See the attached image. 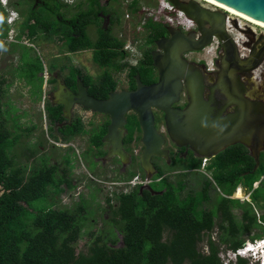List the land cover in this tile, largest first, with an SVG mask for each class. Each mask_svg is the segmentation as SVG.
I'll list each match as a JSON object with an SVG mask.
<instances>
[{
  "label": "trees",
  "instance_id": "16d2710c",
  "mask_svg": "<svg viewBox=\"0 0 264 264\" xmlns=\"http://www.w3.org/2000/svg\"><path fill=\"white\" fill-rule=\"evenodd\" d=\"M128 10L138 12L139 0H132ZM117 18L120 23V14ZM167 25L168 22L149 19L145 24L149 30L148 43L155 45V41L167 33ZM40 26L45 28L46 24ZM124 45L123 40L102 28L95 40L85 32L70 38L61 51L92 50L94 62L103 69L97 77L62 61L52 60L45 67L37 52L33 61H23L24 69L38 76L41 87L43 73L48 69L52 74L48 83H57L53 74L59 71L73 91H77V80L81 78L91 95L106 98L118 86L112 70L127 69L131 88L135 87L136 75H140L144 83L156 77L152 49L145 50L140 62L132 66L126 59L128 52ZM45 110L51 125L66 119L62 105L49 102ZM7 112L1 110L0 102V264H223L220 244L236 250L243 245V236L250 235L255 228L260 232L252 239L264 236V151L259 167L252 172L255 159L249 149L240 144L227 147L210 160L206 168L212 172V177L207 176L200 183L196 181L200 185L198 190L192 188L184 193L186 179L173 181L165 170L159 169L154 178L161 179L150 184L152 190L141 191L136 187L129 192L121 191L115 196L116 206L112 205V198L107 197L111 208L110 228L100 230L86 252H77L76 243L84 234L86 201L81 198L74 207H56V196L64 191L63 185L72 189V180L65 172L60 173L55 164L33 167L30 171L18 164L12 150L21 134H15L3 119ZM82 126L78 118L62 131L73 137L83 132ZM12 127L18 129L20 125L14 122ZM137 130H140L139 122L132 115L126 144L133 142ZM105 132L106 125L91 142L100 146ZM182 161L175 159L169 168H175ZM185 163L184 167L191 169L190 174L201 172L202 158L188 159ZM189 172L181 175L185 177ZM239 186L249 194L250 200L238 199L245 197L243 190L237 189ZM213 189L222 193L212 198ZM234 193L237 198L231 197ZM39 200L51 203L47 208L38 207L35 202ZM234 208L241 209L239 217ZM216 227L220 231L217 240L212 235ZM116 229L122 235L121 246H116L119 239ZM201 242L206 243L207 251L199 248ZM248 263L243 257L236 261V264Z\"/></svg>",
  "mask_w": 264,
  "mask_h": 264
},
{
  "label": "water",
  "instance_id": "95a60500",
  "mask_svg": "<svg viewBox=\"0 0 264 264\" xmlns=\"http://www.w3.org/2000/svg\"><path fill=\"white\" fill-rule=\"evenodd\" d=\"M168 1L196 24L197 31L185 32L180 27L167 26L168 36L157 39L156 49L151 51L157 81L145 84L140 75H136L135 89L111 91L107 98H97L89 93L81 78H78L77 92H74L57 71L58 86L53 91V104L63 105V115L69 121L76 105L109 115L111 122L102 139L110 144L107 158L118 155L123 162L129 161V155L123 148L125 115L134 111L144 145L141 166L149 176L155 173L152 156L169 157L168 151L162 149L165 140L155 126L154 109L165 113L168 133L177 145L190 144L201 156L210 158L233 144L241 143L255 159L252 172L256 171L264 151V103L248 97L252 81L248 74H254L264 61V40L257 47H252L247 57H242L235 39L227 31L225 11L209 9L196 0ZM215 1L264 23V0ZM214 37L221 42L222 52L220 70L210 92L213 95L218 90L224 96L223 111L226 107L233 108L234 113L226 117L222 110L217 115L213 113L212 95L208 101L204 98L206 84L202 72L185 57L187 52L204 50ZM183 92L188 97V104L181 109L175 104L181 101ZM147 188L152 190L150 185Z\"/></svg>",
  "mask_w": 264,
  "mask_h": 264
},
{
  "label": "rangeland",
  "instance_id": "374dc122",
  "mask_svg": "<svg viewBox=\"0 0 264 264\" xmlns=\"http://www.w3.org/2000/svg\"><path fill=\"white\" fill-rule=\"evenodd\" d=\"M131 1L132 0H117V7L121 16V22H116L117 25L114 28V34L116 35V37L125 42L124 49H126V51L128 52L127 59L130 60L132 58L131 52L135 51L137 53L136 60H139L143 57V53L145 50L156 49V45L148 43L149 30L145 27L147 21L151 19L156 21L168 22V20L166 11H164L163 8V0H139V11L136 13L128 10V5ZM196 1L210 9L221 10L219 7L214 6L206 1ZM230 21L231 26L229 30L231 34L236 37V39L241 40L243 47L245 48L244 52L246 51L245 53H249L251 48L250 44H252V42L261 39L264 40V28L235 15H233V17H230ZM192 28L194 29L195 26H192ZM90 34L91 36H89L93 40L97 38V35H94V32H92L91 29ZM9 50L10 48L8 45H0V56L3 59V61H0V79H3V82L1 83L2 85H0L3 89L2 93L0 94V102L1 110H4L5 112L6 110H8L7 114H3V119L6 120V123L9 127L12 128L15 134L19 133V129L12 127L14 122H17L19 125L23 126L36 125L35 129H33L29 136H24L23 142H20L19 140L18 144L13 148L12 153L15 156L14 159L17 160L18 164H22V166L26 167L27 171H29L30 168L39 166V161H42L43 157H47L45 161L47 164H50L51 162L54 163L55 161L58 163V165H60L62 164V162L61 156H59V154L62 153L63 150H55V147L53 146L54 143H52L47 138L50 134V122L47 118V112L45 110L47 103L53 102V91L56 89L58 84L48 83V79L52 76V74L48 72V69H45L43 73L44 83L41 87V82L38 76L32 75L28 71H26L24 69L25 67L23 62L24 60L33 61L35 57L34 53L37 52L41 55L46 67V65L51 62L56 54H61V52L58 51V45L50 46L47 45V43H38L31 47L24 45L17 46V50L21 53L22 60H19V53H12ZM212 55H214V52H191L186 55V58H188L189 61L191 59L192 61L197 63L203 57L204 59L210 58V56ZM62 63H71L81 68L84 73L92 75L94 77L100 75L103 70L94 62L93 51L90 49L81 51L73 55L70 61H62ZM112 71L114 77L118 82L117 90H120L121 88L125 89L129 85V78L127 75L128 70L125 69L121 71ZM256 71V79L253 78L252 81H254V86L258 87V83H262L263 79V74L261 75V73H264V61ZM56 75L57 71L53 74V76ZM73 111L82 118L87 127H90V122L96 123L105 119V115H103L102 113L92 112L87 109H81L77 106ZM39 140L42 141V143L37 146ZM29 142L31 143V145H28ZM75 145L80 151H82L83 148L88 147V135L83 137L82 143H75ZM168 147L170 146L168 145ZM27 148L30 149L27 150ZM141 148V143L135 142L132 146L131 151L135 153L139 158ZM33 151L35 155L39 154V157H37L39 163L35 160H32L31 157L35 156L32 153ZM50 154L54 156L52 160H49L48 156ZM79 158L80 163H78V167L72 172V177L75 180V183H73L74 187L72 189H66L60 195V197L57 198L56 207H74L75 204L80 201L81 197L86 201L85 206L87 211L86 220L84 221L83 225L84 234L76 243L77 252H86L95 236L99 234L100 230L103 231L104 229L110 228V223L108 222V220L111 218V208L108 206L107 197L111 196L113 199V203H115L117 202L114 197L115 192L127 191L129 187H126L121 183H117L116 185L113 184L112 181L116 178H112H114L118 174L116 171L110 170L111 166H116V164H114L113 162H107L106 166H111L106 169L104 166H101V163L94 162L92 154H90L89 152L80 153ZM182 162L183 163H178L176 167L172 169H170L169 165L167 164L164 170L173 181L181 178L187 180L188 184L184 193H187L189 189L192 188L198 190L200 188V185L198 183H200L207 176L212 177V172L207 168H201V172L194 175L190 174V172L185 177L182 175H178L177 171L179 169H182L184 164H186L184 163V161ZM133 168L135 171H137L139 165L135 163ZM129 170L130 169L128 168V171ZM91 174L96 176V178H100L106 182L97 184L94 180L91 179ZM123 176L127 175L123 174ZM196 181H198V183ZM256 184L257 183H255V185ZM218 191L219 192L214 189L211 190L212 198L216 197V193L217 197L222 193L220 190ZM243 193L245 197L238 199H240L241 201L250 200V198H248L249 194L246 193L244 188ZM232 197L237 198L235 197V194H233ZM50 203L51 201L49 200H39L35 202V205H37L38 207L47 208ZM234 213L237 215V217H239L241 209L234 208ZM258 214H261L260 210H258ZM116 231L119 238L116 246H121L123 244L122 235L120 232H118L117 229ZM257 232H260L259 228H255L250 235L245 234L243 236L244 243L250 242L251 244L255 245V243H253L255 239H252V236ZM91 233H93L94 235H92ZM219 234L220 231L216 227L212 232L214 239L217 240ZM226 247V244H220L219 255L221 257V260H225V256H229V252ZM199 248L202 251H207L206 243L201 242L199 244ZM252 251L253 249L251 251L248 250L247 254L252 253ZM230 257L232 258L231 263L236 264L237 256L230 255ZM248 264L258 263L250 260Z\"/></svg>",
  "mask_w": 264,
  "mask_h": 264
},
{
  "label": "flooded vegetation",
  "instance_id": "af4514ba",
  "mask_svg": "<svg viewBox=\"0 0 264 264\" xmlns=\"http://www.w3.org/2000/svg\"><path fill=\"white\" fill-rule=\"evenodd\" d=\"M203 6L206 7L205 5ZM118 16H119V11L117 7V0H0V45L6 44L9 46L10 52L19 53V60H21L22 56H21V53L17 50V46L24 45V46L31 47L38 43H42V44L47 43V45H50V46L58 45V51L61 52L62 55L56 54V56H54L52 60L68 61V60H71L73 55L81 51H85V50H79V51L62 52L61 49L66 47L70 38L79 37L84 32L88 36L89 35L91 36L90 29L92 32H94V35L96 34L98 37L99 31L101 28L103 30H106L107 32L109 31L112 36H116L114 34V28L117 25L116 22H117ZM44 24H46V27H48V29L46 27L42 28L40 26ZM229 25H230V22L228 23V20H227V28L229 27ZM182 30L185 32L190 31V30L197 31V26L195 24L194 29L192 28L190 30H184V29ZM227 31L235 39V43H236V37L231 34L229 29H227ZM163 36H168V32L162 35L161 37ZM262 41L263 39L252 42V44H250L251 48L257 47L259 44L262 43ZM237 47H238V44H237ZM251 48H250L249 53H245V55H242L239 51L240 55L242 57H247L251 52ZM220 49L222 50V46L220 47ZM191 52H201V51H191ZM191 52H187L185 54V57L188 53H191ZM186 59L189 61L188 58ZM205 59L203 57L197 63L190 59V62L195 63L202 72V75L204 77V82L206 84L204 98L208 101L212 95V92H210V87L214 84L218 76V72L220 70V67H219L220 54L218 55L217 58L214 57L213 63L211 64H207ZM0 61H3L1 56H0ZM255 73L250 74V75L248 74L250 80L253 79ZM261 75L263 76L262 83H258V87H255L254 81H251L247 92L249 93L248 97L251 98L253 101L255 102L260 101L264 103V73H261ZM157 79H158V74L156 71L155 79L145 84H151L157 81ZM2 81L3 79H0V85H2L1 84ZM247 84H249L248 81H247ZM117 88L116 90H112V91L122 90V88L120 90H117ZM135 88H136V83H135L134 88H131L129 84L125 89L132 90ZM1 89L2 88L0 86V91ZM74 92H77V91H74ZM212 97H213L212 102L214 106L213 113L215 115L219 114L221 110L223 112L222 113L223 116L225 117L230 113H234L233 108L226 107V106H225L226 108L223 111L226 101H225L224 96L218 90H216L213 93ZM51 103L53 104V102ZM187 104H188V97L186 93L183 92L181 95V101L178 104H175V106L182 109V108H185ZM57 105H62V104H57ZM76 106L80 107L81 109H86L80 105H76ZM62 109H63V105H62ZM153 111L155 115V126L158 132L161 135H163L164 140H165L162 146V149H165L168 151L169 157L166 158L163 156H155V155L151 157V162L153 163V166L155 169L154 170L155 173L152 176H149L148 173L141 166V154L143 152L142 149H144V145L141 140L142 139L141 127H140V130L136 131L133 142L130 145L125 143V138L127 137V134H128L129 117L134 115L136 116L138 120V116L134 111H129L125 115L127 121L124 126L125 131L123 133V148H124V151H126L129 155L128 162H123L118 155H114L108 159L107 156H108V151L110 149L109 143L104 142L102 140V144L100 146H97L91 142V138L96 133L100 132V130L104 127V125H106L105 134L108 132V125L111 122L109 115L103 114L105 115V119L103 121L96 122V123L90 122V127H87V125H85V123L83 122L82 118L73 111L71 121H69L68 119H65L63 122L56 123L55 125L53 124L51 125L50 123V126H49L50 134L47 138L52 143H54L53 146L55 147V150H63V151L62 153L59 154V156H61L62 164L58 165L57 162L54 161L53 163L50 161L51 163L48 165L55 164L60 173L65 172L67 177L72 180V183H75V180L72 177V172L78 167V163H80L79 154L83 152L84 153L89 152L90 154H92L93 161L97 163H101V166L102 167L104 166L106 169H108L111 166V165L106 166L107 162H113L114 164H116V166L110 167V170L116 171L118 173V174L116 173L117 175L114 178H112V179L116 178L112 182L114 185H116L117 183H121L122 185L129 187L127 191H122V192H129L136 187H140L141 191L144 189H148L147 188L148 185H150L155 180L161 179V178H158V179L154 178L157 172L159 171V169L164 170L167 164L171 165V163L175 159L181 158L183 159L185 163V160H188V159L191 160V159L202 158V162H203L204 157L201 156L198 152H196L192 147H190L191 146L190 144L186 146H180V145H177L170 138V135L168 133L166 123H165V113L158 109H154ZM78 118H80L82 122L83 132H80L79 134H76L73 137H70L69 133L67 134V132L62 131V129L67 125H71L72 122L74 120L75 121L78 120ZM35 127L36 125H32V126L20 125V128L18 127L19 133L21 134L20 142H23V137L24 136L28 137L29 134L33 131V129H35ZM86 135H88V147L83 148V150L80 151L75 145V143H78V144L82 143V139ZM135 142L141 143L142 148L140 149L141 152L139 154V158L137 157L135 153L131 151L132 146ZM41 143L42 141L39 140L37 146ZM240 144L241 143H236L231 146L240 145ZM28 145H31V143L29 142ZM168 145L170 147H168ZM28 149L30 148H27V150ZM37 157H39V154L31 158L33 161L35 160L38 162L39 160ZM48 157H49V160H52L54 156L50 154ZM213 157H210V158L206 157L207 158L206 164H208ZM46 159L47 157H43L42 161H39L40 165L37 167L47 164L45 162ZM135 163L139 165V168L137 171H135L133 168ZM178 163H183V162H178ZM20 165L22 166V164ZM184 166L182 169H179L177 171L178 175H181L183 172L191 171L190 168L187 169ZM128 168L130 169L129 171H128ZM30 170H32V168H30L29 171ZM123 174H126L127 176H123ZM135 177H137V179ZM145 178H150L151 182L148 184H144L143 181ZM91 179L94 180L97 184L98 183L102 184L106 182L100 178H96V176L94 175H92ZM63 187H64V191L66 189H71L65 185H63ZM64 191H62L61 194ZM120 192H115V196L116 194L119 195ZM60 195L56 196V200L57 198L60 197ZM109 197L112 198L111 196ZM111 203L114 206L116 205L117 202L113 203V199H112Z\"/></svg>",
  "mask_w": 264,
  "mask_h": 264
},
{
  "label": "built area",
  "instance_id": "2783aa9c",
  "mask_svg": "<svg viewBox=\"0 0 264 264\" xmlns=\"http://www.w3.org/2000/svg\"><path fill=\"white\" fill-rule=\"evenodd\" d=\"M163 8H164V11H166L167 20H168L169 24H171L173 26L180 27L184 30H190V29H192V26H195L193 21L191 19L187 18L185 13H183V11L177 10V8L168 0L167 1L163 0ZM227 20H228V17H227ZM220 45H221V42L218 40V38L214 37L211 44L204 48V51H207L209 53L214 52V55L210 56V58L205 59L207 64L213 63L214 57L217 58L218 55L221 54L222 50L220 49V47H221ZM214 48H215V50H214ZM131 56H132V58L130 60L127 59V57H126L127 61L132 66L137 65L140 62L141 58L139 60H136L137 53L135 51L131 52ZM206 163H207V158H204L202 168L206 167V165H207ZM135 178L137 179V177H135ZM150 182H151L150 178H145L143 181L144 184H148ZM253 243H255V245L251 244L250 242H246L242 246L239 247L241 249H239V248H237L236 250L228 249V252H229L228 255L229 256L228 257L225 256V260L222 259L223 264H231L232 258L230 257V255H233V256H238V254L246 255L248 253L250 244L253 246V248H255L252 251L254 259H252L251 261H253V262L256 261V259L258 257H256L257 254L255 253L256 252L255 250L257 248H260V252L262 254V260H261L260 264H264V260H263L264 259V257H263V255H264V237H262L260 240L255 239L253 241Z\"/></svg>",
  "mask_w": 264,
  "mask_h": 264
},
{
  "label": "bare ground",
  "instance_id": "6f19581e",
  "mask_svg": "<svg viewBox=\"0 0 264 264\" xmlns=\"http://www.w3.org/2000/svg\"><path fill=\"white\" fill-rule=\"evenodd\" d=\"M203 1H206V2H208V3H210V4L214 5V6H217L221 10H224L226 13H228V16H227L228 17V23L231 22L230 21V17H233V15H235V16H238V17H240V18H242L244 20H247V21H249V22H251V23H253V24L257 25V26H260V27L264 28V23H261V22H259L257 20H254V19L242 14L241 12H239V11L233 9V8H230V7H228V6H226V5L222 4V3H219V2H217L215 0H203ZM229 28H230V25H229V27L227 29H229ZM236 43L238 44V48H239L240 53L242 55H245L246 51L244 52L245 48L243 47V44H242L241 40L240 39H236ZM255 76H257L256 73L254 75V78H255ZM252 249H255V248H253V246L250 244L249 250L251 251Z\"/></svg>",
  "mask_w": 264,
  "mask_h": 264
},
{
  "label": "clouds",
  "instance_id": "9594fccd",
  "mask_svg": "<svg viewBox=\"0 0 264 264\" xmlns=\"http://www.w3.org/2000/svg\"><path fill=\"white\" fill-rule=\"evenodd\" d=\"M173 26V25H172ZM176 27V26H175ZM204 158H206V157H204ZM203 158V159H204ZM203 163V162H202ZM202 168V167H201ZM206 168V167H205ZM200 170H202V169H200ZM242 189V187L241 186H239L237 189ZM236 189V190H237ZM235 194V193H234ZM232 197V196H231ZM261 238H259V240H260ZM256 252V254H257V256L256 257H258L257 259H256V261H255V263H258V264H260L261 263V260H262V254H261V252H260V248H257L256 250H255ZM239 257H243V258H246V259H248L249 261L250 260H252V259H254L253 258V254L252 253H250V254H246V255H241V254H238V256H237V259L239 258ZM263 257H264V255H263ZM237 259H236V261H237ZM264 260V259H263Z\"/></svg>",
  "mask_w": 264,
  "mask_h": 264
},
{
  "label": "crops",
  "instance_id": "0c3cea01",
  "mask_svg": "<svg viewBox=\"0 0 264 264\" xmlns=\"http://www.w3.org/2000/svg\"><path fill=\"white\" fill-rule=\"evenodd\" d=\"M242 190H243V188H242Z\"/></svg>",
  "mask_w": 264,
  "mask_h": 264
}]
</instances>
